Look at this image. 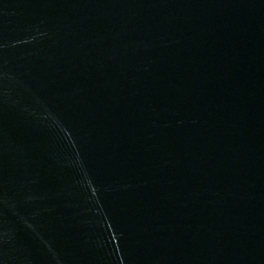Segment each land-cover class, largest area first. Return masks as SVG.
Wrapping results in <instances>:
<instances>
[{
	"label": "water",
	"instance_id": "water-1",
	"mask_svg": "<svg viewBox=\"0 0 264 264\" xmlns=\"http://www.w3.org/2000/svg\"><path fill=\"white\" fill-rule=\"evenodd\" d=\"M0 264H264V0H0Z\"/></svg>",
	"mask_w": 264,
	"mask_h": 264
}]
</instances>
